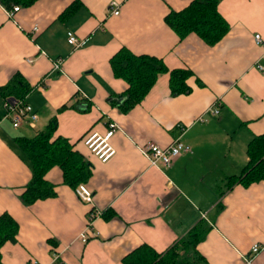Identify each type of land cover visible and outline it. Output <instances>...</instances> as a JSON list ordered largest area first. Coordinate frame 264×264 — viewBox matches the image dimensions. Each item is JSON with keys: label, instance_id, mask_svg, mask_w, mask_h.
Returning <instances> with one entry per match:
<instances>
[{"label": "crops", "instance_id": "0c3cea01", "mask_svg": "<svg viewBox=\"0 0 264 264\" xmlns=\"http://www.w3.org/2000/svg\"><path fill=\"white\" fill-rule=\"evenodd\" d=\"M78 1L77 11L62 19ZM193 1L39 0L14 18L0 3V88L19 75L32 90L24 101L38 115L34 127L14 128L0 95V216L10 214L20 226L18 242L1 247V264H124L142 245L166 253L201 221L210 228L197 247L205 264H264V250L251 259L253 246H264V181L228 186L248 165L249 143L264 134V73L257 69L264 64V0H221L230 31L214 47L196 34L180 40L166 23ZM113 2L118 16L110 13ZM35 27L40 32L33 35ZM68 33L86 45L74 50ZM123 48L157 57L170 70L192 71L191 93L172 95L164 74L140 105L124 111L129 86L111 66ZM216 103L219 115L209 112ZM54 122V139H67L93 166L85 185L101 215L88 243L78 238L91 206L65 185L59 167L46 176L55 198L29 207L21 202L32 169L14 139L33 138ZM111 125L116 155L103 163L82 139L105 135ZM180 137L192 152L170 168L151 166L141 150Z\"/></svg>", "mask_w": 264, "mask_h": 264}, {"label": "trees", "instance_id": "16d2710c", "mask_svg": "<svg viewBox=\"0 0 264 264\" xmlns=\"http://www.w3.org/2000/svg\"><path fill=\"white\" fill-rule=\"evenodd\" d=\"M37 1L39 0H0V3L7 10H11L13 6L30 7ZM220 2L221 0H194L184 10L172 11L166 17V23L180 40L196 34L208 46L214 47L230 31V25L218 10ZM79 7L78 1L70 6L61 18L69 17ZM111 66L115 77L125 81L129 86L121 103L124 111L140 105L156 85L159 77L164 74L170 75L172 95L189 94L192 91L188 85V80L194 75L192 71L170 70L163 60L154 56L136 55L123 48L113 56ZM31 91L25 80L15 75L6 86L0 88V95L6 99L13 97L17 100H25ZM55 132L56 123L54 122L47 130L33 138L18 136L14 139L18 150L32 169V178L20 197L22 204L26 207L57 196L56 186L46 179L48 172L54 167L62 170L65 185L75 190L79 185L86 184L92 177L93 166L67 139L63 137L54 139ZM82 141L85 145V139ZM247 155L249 158L247 167L240 175L229 178V189L236 184L247 187L264 181V134L254 136L248 145ZM209 229V226L201 221L166 253L159 254L150 246L142 245L126 256L123 262L124 264H205L197 247L204 241ZM19 231L18 222L10 214L1 215L0 249L7 242L17 243ZM49 242L54 247L57 246L55 240ZM57 264L63 263L58 261Z\"/></svg>", "mask_w": 264, "mask_h": 264}, {"label": "built area", "instance_id": "2783aa9c", "mask_svg": "<svg viewBox=\"0 0 264 264\" xmlns=\"http://www.w3.org/2000/svg\"><path fill=\"white\" fill-rule=\"evenodd\" d=\"M19 6H13L11 10H8L9 16L14 18L15 14L20 11ZM110 13L114 16L120 14V5L116 2H113L110 5ZM40 32L38 27L33 29V35H36ZM255 41L258 45L263 44V40L260 34L255 35ZM68 43L72 46L74 50L82 48L86 45L87 40L78 38L74 33H68ZM30 62H32L30 60ZM62 65V60L56 62V68H60ZM257 69L264 73V64H257ZM6 120H9L14 128H19L23 123H29L32 127L35 126L38 121V115L34 109L27 104L24 100L10 99L6 100ZM209 112L213 115H219L220 113V104L216 103L213 108H210ZM203 121V120H202ZM117 131L116 125H111L108 132L105 135H100L99 133H92L87 138H85V145L90 150V152L97 157L101 162L107 163L115 155L116 150L111 144V139ZM143 154L148 158L151 166L153 167H165L170 168L173 166L174 162L185 153H191L192 149L190 146H187L181 142V137L176 139L171 145L167 147H161L156 143H147L141 147ZM76 194L78 198L91 206V211L88 214V224L85 230L80 234L79 240L82 243H88L91 238L96 237V232L94 230V221L101 214L94 204V194L93 192L85 185L81 184L76 188ZM264 250V246L259 244L253 246L251 259H254ZM57 261V256L55 255ZM249 259V263H250ZM32 264H38L33 262Z\"/></svg>", "mask_w": 264, "mask_h": 264}]
</instances>
